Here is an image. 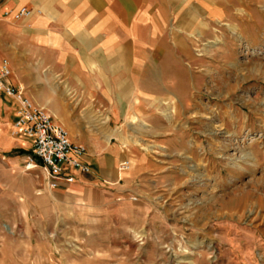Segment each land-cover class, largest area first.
Masks as SVG:
<instances>
[{
	"label": "rangeland",
	"instance_id": "obj_1",
	"mask_svg": "<svg viewBox=\"0 0 264 264\" xmlns=\"http://www.w3.org/2000/svg\"><path fill=\"white\" fill-rule=\"evenodd\" d=\"M242 6L198 21L165 70L180 96L131 117L132 194L60 218L6 202L0 264H264V0Z\"/></svg>",
	"mask_w": 264,
	"mask_h": 264
},
{
	"label": "crops",
	"instance_id": "obj_2",
	"mask_svg": "<svg viewBox=\"0 0 264 264\" xmlns=\"http://www.w3.org/2000/svg\"><path fill=\"white\" fill-rule=\"evenodd\" d=\"M260 2L0 0V72L7 60L6 82L21 87L84 145L92 167L90 173L76 170L75 182L50 188L37 159L26 167L33 140L13 134L18 105L0 91V219L6 202L18 216L23 203L29 215L60 218L70 207H102L132 194L136 167L122 164L137 163L141 155L126 148L125 134L131 117L180 96L165 78L166 66L181 65L180 57H171L174 51L189 48L198 21L232 17L242 4ZM22 7L33 15L15 18Z\"/></svg>",
	"mask_w": 264,
	"mask_h": 264
},
{
	"label": "built area",
	"instance_id": "obj_3",
	"mask_svg": "<svg viewBox=\"0 0 264 264\" xmlns=\"http://www.w3.org/2000/svg\"><path fill=\"white\" fill-rule=\"evenodd\" d=\"M33 10L22 7L15 13V18H28ZM11 74L9 63L4 60L0 72V91L12 97L17 103L16 119L13 124L14 135H25L33 140V153L26 167L33 168L37 159L47 172L50 188L58 187L62 182H75V171L90 173L91 164L84 160L86 147L75 143L68 130L57 122L50 112L36 104L21 87L6 82ZM130 161L125 160L122 168H130Z\"/></svg>",
	"mask_w": 264,
	"mask_h": 264
},
{
	"label": "bare ground",
	"instance_id": "obj_4",
	"mask_svg": "<svg viewBox=\"0 0 264 264\" xmlns=\"http://www.w3.org/2000/svg\"><path fill=\"white\" fill-rule=\"evenodd\" d=\"M213 131H214V130H212V132H213ZM250 157H251V153L247 152V153H245V154H244V157H243V159L245 160V162H246V161H247V162H249V161L251 160V158H250ZM244 160H243V161H244ZM242 199H243V198H242V197H240L239 201L241 202V201H242ZM237 201H238V200H237ZM239 201H238V202H239Z\"/></svg>",
	"mask_w": 264,
	"mask_h": 264
}]
</instances>
